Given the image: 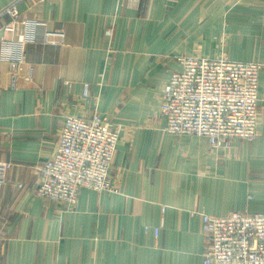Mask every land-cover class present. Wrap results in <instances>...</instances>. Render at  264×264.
<instances>
[{"label":"crops","instance_id":"1","mask_svg":"<svg viewBox=\"0 0 264 264\" xmlns=\"http://www.w3.org/2000/svg\"><path fill=\"white\" fill-rule=\"evenodd\" d=\"M14 1L0 0V11ZM18 9L65 29L67 44L28 45L16 76L0 61V162L12 164L0 264H203L200 213H264V0H25ZM9 22L0 19V38H11ZM179 56L263 65L256 139L214 150L206 137L165 130L161 95ZM95 111L120 130L111 168L119 191L83 188L75 206L44 203L37 168L68 115Z\"/></svg>","mask_w":264,"mask_h":264},{"label":"built area","instance_id":"2","mask_svg":"<svg viewBox=\"0 0 264 264\" xmlns=\"http://www.w3.org/2000/svg\"><path fill=\"white\" fill-rule=\"evenodd\" d=\"M22 1L0 11V19L11 17L3 27L11 38H0V61L6 60L15 76L28 45L67 44L65 29L50 30L47 21L22 18L18 9ZM121 1L132 7L141 3ZM114 26L105 31L109 52L113 50ZM19 27L22 34L16 39ZM177 62L180 70L172 74L161 95L160 112L167 120L169 134L206 137L214 150L228 149L234 139L253 141L259 136L261 63L198 56H179ZM1 82L0 73V88ZM90 92V84H84L82 99L87 100ZM119 141L120 130L99 112L87 118L68 115L53 156L37 168V196L44 203L75 206L83 188L118 192L111 168ZM11 165L0 162V199ZM200 214L205 237L203 264H264V213ZM155 233L158 237L160 229Z\"/></svg>","mask_w":264,"mask_h":264}]
</instances>
